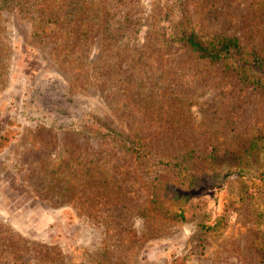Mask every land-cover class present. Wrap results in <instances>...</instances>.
Segmentation results:
<instances>
[{
    "label": "rangeland",
    "instance_id": "1",
    "mask_svg": "<svg viewBox=\"0 0 264 264\" xmlns=\"http://www.w3.org/2000/svg\"><path fill=\"white\" fill-rule=\"evenodd\" d=\"M9 1L0 264H264V90L180 40L237 36L264 56V5L50 0L58 22L38 34L20 8L33 0ZM38 89L48 95L33 102ZM235 167L250 170L202 188L208 169Z\"/></svg>",
    "mask_w": 264,
    "mask_h": 264
},
{
    "label": "trees",
    "instance_id": "2",
    "mask_svg": "<svg viewBox=\"0 0 264 264\" xmlns=\"http://www.w3.org/2000/svg\"><path fill=\"white\" fill-rule=\"evenodd\" d=\"M9 0H0V8L5 7L9 4ZM21 10L26 11L30 14L35 23V31L39 34L43 33L49 29V26H53L57 23L59 12L56 11L55 6L50 2V0H33L29 5L26 3H20ZM255 6L261 7L264 5V0H254ZM66 30L71 33L72 29L68 24H65ZM83 42L86 43L88 40L87 34L85 38H82ZM183 46L190 49L191 51L197 53L198 57L201 59L209 61H232L234 63V68L239 73V78L244 83L252 84L253 86L264 90V56L260 55L255 49H251L248 53L245 52V47L240 42L237 36H226L223 34H215L210 38H203L198 33L189 32L184 33L181 37ZM158 92V91H157ZM48 95L45 92L43 94V89H38L33 91V95H27L31 97V101L38 102L44 101L45 97ZM61 102V101H60ZM37 104V103H36ZM52 107L56 109L57 106L54 103L50 104V109ZM53 115L59 116L53 111L50 112ZM65 124H59V126H64ZM102 133L101 130H99ZM112 131V130H111ZM115 135L119 133L112 131ZM103 134V133H102ZM124 142L128 148L132 147L134 150L142 154L144 153V145L140 141L131 139L128 136H120L119 139ZM7 138L0 137V147L6 145ZM257 140L254 141V144ZM211 160H216L217 155H209ZM189 159V158H188ZM169 167L177 169H185L184 165L192 166L193 163L185 160L184 162L170 161L163 162ZM214 164V163H212ZM227 170V171H226ZM219 170L217 168L208 169L202 174L200 184L202 188L220 189L223 184L227 181V178L234 173L242 174L250 169H245L244 167H235L234 169ZM264 176V172H260ZM187 174V173H186ZM197 180V179H196Z\"/></svg>",
    "mask_w": 264,
    "mask_h": 264
}]
</instances>
